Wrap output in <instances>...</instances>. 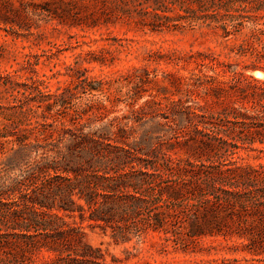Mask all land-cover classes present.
Masks as SVG:
<instances>
[{
    "label": "trees",
    "instance_id": "trees-1",
    "mask_svg": "<svg viewBox=\"0 0 264 264\" xmlns=\"http://www.w3.org/2000/svg\"><path fill=\"white\" fill-rule=\"evenodd\" d=\"M82 1L94 2L93 10L85 6L89 13L83 19L72 16L71 26H96L99 18L94 16L100 11L104 17L126 16L152 32L215 36L223 51L173 52L168 59L175 71L168 73V83L175 98L164 106L150 99L137 108V99L132 98L131 115L123 119L133 126L149 127L131 141L133 126L130 131L118 128L114 138L107 126L93 130L90 118L81 124L87 115L84 108L75 107L68 119L72 128H68L59 115L74 106L66 97L75 88L65 86L25 106L18 96L32 91L43 95L38 87L42 81L22 78L19 70L0 77V85L13 100L7 110L19 116L11 122L15 132L0 127V154L5 155L9 145L5 162L0 163V264H18L20 258L23 264L24 251L42 250L54 253L46 264H107L99 250L84 241L80 226L86 221L104 231L114 223L111 238L115 243L152 232L163 236L162 245L171 243L175 250L192 252L197 240L221 236L245 239L250 253H260L264 162L247 163L240 153L253 159L264 155V81L245 74L264 73V0ZM52 3L71 14L70 1ZM97 4L100 8L95 9ZM41 10L62 17L56 9ZM35 11L22 2L15 6L11 0H0V29L25 38L33 25L37 27ZM103 22H109L108 18ZM220 55L233 63L219 61ZM25 64L27 72H34L36 62ZM189 66V78L178 75V69ZM230 68L233 76L228 83L219 82L217 73L208 77L202 72L225 74ZM89 83L82 79L77 86L91 94L96 89ZM201 92L220 108L209 111L200 105ZM144 106H154L147 121H142ZM38 110L41 121L30 123ZM54 124L59 128L55 137ZM99 155L94 164L93 157ZM17 166L22 168L12 176L10 171ZM34 172L48 176L46 193L27 198L26 182ZM96 195L110 201L93 209ZM21 198L23 209L18 205Z\"/></svg>",
    "mask_w": 264,
    "mask_h": 264
},
{
    "label": "rangeland",
    "instance_id": "rangeland-1",
    "mask_svg": "<svg viewBox=\"0 0 264 264\" xmlns=\"http://www.w3.org/2000/svg\"><path fill=\"white\" fill-rule=\"evenodd\" d=\"M11 1L15 6L22 2L31 9L35 7V14L38 16L33 17V24H37V27L33 25L25 38L16 37L12 30L5 32L0 29V77L19 70L18 74L22 78L33 76L42 81L38 87L43 91V95L38 96L36 91H32V93L27 92L18 96L20 103L25 106L33 105L34 99L39 100L49 94L59 93V89L65 86L75 88L76 90H72L71 95L66 97L74 106L59 115L64 116L63 120L68 128H72L68 119L75 107L84 108L87 110V115L80 121L81 124L87 122L86 118H90L89 123L93 130L107 126L116 138L118 128L125 126L128 130L133 126L132 123H126L127 121L123 119L124 116L130 117L131 115L128 103L132 101V98L137 99L134 108L142 106L150 99L160 101L164 106L169 103L170 99L175 98L172 96V89L168 83V73L175 71L168 59L173 52L182 54L189 51L206 52L208 48L214 50L216 54L223 51L221 40L215 36L200 38L197 33L189 31L152 32L146 27L135 24L134 20L126 16L107 15L104 17L98 14L100 11L94 16L96 19L99 18L94 27L69 25L72 16L83 19L89 13L88 10H93L94 2L66 0L72 3L71 14L68 15L66 7L53 4V0ZM97 5L95 9L100 8V4ZM85 6H88V10L84 8ZM41 8L56 9L57 14L62 17L58 19L51 13L43 12ZM103 18H108L109 22L104 23ZM58 20L64 22L58 23ZM28 60L36 62L37 65L33 67L34 72L25 70L27 68L25 62ZM218 60L233 63L232 59H227L223 55H220ZM191 69L192 66H189L187 70L178 69L177 73L189 78L192 73ZM231 71L232 68L222 74L219 70L212 72L209 69H202L204 75L208 77L217 73L218 81L223 83L230 81L233 76ZM255 72H260L262 75L254 76ZM245 74L264 81V73L261 71ZM82 79L90 81L89 86L95 88L96 91L91 94L82 93V89L77 86ZM22 80L18 79L19 82ZM200 96L202 97L197 99L199 104L206 106L209 111L220 108L212 102L209 96L202 92ZM12 101L10 94L0 85V114L4 116L0 115V127L4 126L8 131L15 132L16 130L12 131L11 122L19 116L7 110ZM150 110H154V106L150 108L144 106L141 112L144 117L142 121L150 118ZM54 112L53 109L51 113ZM40 113L41 111L38 110L37 117L32 118L30 123L41 121ZM148 127V125L133 126L134 134L129 140L138 138L139 134ZM52 128V131L55 130L53 132L55 137L59 129L58 125L54 124ZM84 132H87V128ZM30 142L34 143L32 138ZM40 144L43 143L40 142ZM110 144L115 145L112 141ZM6 148L5 155L0 154V163L5 162V157L9 153V145ZM240 154L247 163L264 162L263 154L259 155V159L247 158L244 152ZM179 155L183 156V154ZM100 157V155L93 157L94 164ZM20 168L22 167H14L13 171H10L11 175H18ZM48 181L49 178L45 173L32 175L31 180L26 182V194H28L26 197L32 198L35 194H45ZM94 200L96 204L93 209L96 205L99 207L106 205L110 198L96 195ZM18 205L19 208H24L22 198ZM12 208L17 210L15 206ZM65 220L70 223L72 221L68 218ZM75 220L78 222L77 218ZM114 226L115 224L111 223L105 231L91 221H86L80 226L85 233V243L99 250L102 255L101 261L107 264H264V244H260V253H250L246 247L248 241L245 239L239 240L235 237L223 239L221 236L201 238L197 240V246L192 252L190 250L183 252L179 249L175 250L171 243L162 245L163 236L152 232L140 238L134 237L126 243H115L111 238V228ZM21 256L27 259L23 264H46L54 258V253L46 250L40 253L24 251ZM17 262L22 264V258Z\"/></svg>",
    "mask_w": 264,
    "mask_h": 264
},
{
    "label": "bare ground",
    "instance_id": "bare-ground-1",
    "mask_svg": "<svg viewBox=\"0 0 264 264\" xmlns=\"http://www.w3.org/2000/svg\"><path fill=\"white\" fill-rule=\"evenodd\" d=\"M262 74L260 72H255L254 76L260 77Z\"/></svg>",
    "mask_w": 264,
    "mask_h": 264
}]
</instances>
